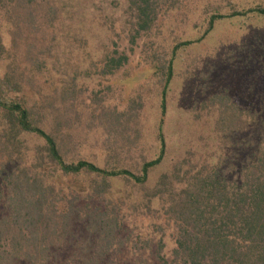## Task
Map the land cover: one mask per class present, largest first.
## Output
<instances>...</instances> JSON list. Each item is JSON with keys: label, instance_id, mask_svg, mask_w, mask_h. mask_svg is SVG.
Masks as SVG:
<instances>
[{"label": "trees", "instance_id": "16d2710c", "mask_svg": "<svg viewBox=\"0 0 264 264\" xmlns=\"http://www.w3.org/2000/svg\"><path fill=\"white\" fill-rule=\"evenodd\" d=\"M58 1L67 2L62 14L72 17L75 0ZM189 2L201 12L194 36L173 38L172 30L168 38L160 36L165 18L183 16ZM57 7L51 0H0V264H264L263 44L246 50L252 64L241 69L234 60L237 46L217 43L226 75L254 77L255 91L207 93L202 84L201 103L214 114L208 145L170 160L148 186L168 156L163 126L180 51L204 43L221 23L263 20L264 0L127 1L128 43L143 35L155 41L146 52L158 104L155 150L138 167L124 166L120 156L145 140L138 98L121 111L102 106L89 112L111 153L104 166L69 156L76 79L46 93L30 71L44 65L33 62L48 48L44 41L59 18ZM127 64L125 53L113 51L100 74L112 77ZM204 73L197 74L200 83L210 78ZM60 178L78 181L82 189L64 188ZM110 181L130 189L111 191Z\"/></svg>", "mask_w": 264, "mask_h": 264}, {"label": "rangeland", "instance_id": "374dc122", "mask_svg": "<svg viewBox=\"0 0 264 264\" xmlns=\"http://www.w3.org/2000/svg\"><path fill=\"white\" fill-rule=\"evenodd\" d=\"M51 1L56 7L58 5L59 18L53 23L50 33L45 38L44 42L48 44V48L45 47L44 55L42 57L39 55V62H33L36 64L43 62L44 65L40 69L31 66L30 71L39 79L38 82L35 80V86L46 90V93H50L55 87H59V90L62 87L67 88L71 84V79L73 77L76 79L74 105L77 113L75 112L72 118L71 128L74 137L69 139V156L104 166L107 153H111L108 152L103 139L105 135L94 129L97 123L89 112L102 106L121 111L125 109L130 99L138 98L136 101L142 105L140 118L143 121L142 135L145 136V140L127 155H120L125 160L124 166L138 167V162L150 156L155 150L152 137L158 104L155 89L151 86V71L146 63L149 44L155 41H150L143 35L134 45L128 43L127 30L130 27L128 20L130 12L126 7L128 0H75L77 10L71 14L72 17L62 14L63 4L67 2ZM245 1L247 0H242ZM187 6L188 8L180 13L183 16L165 18L163 22L165 27L160 36L168 38L170 30L174 32L173 38L181 39L185 33L189 37L194 36V32L191 31L192 24L199 19L201 12L197 4L189 2ZM1 33L3 41L7 43L5 29ZM220 42L237 46L236 49L239 50L236 51L234 60L238 68L250 66L252 60H246V50L252 46L261 48V44L264 45V19L221 23L204 43L180 51L181 61L179 60L180 63L178 62L175 67L177 78L168 97L163 126L168 156L160 167L151 172L148 186H152L157 177L169 167L170 160H179L188 150L208 145L214 114L205 112L206 106L201 103L204 101L205 94L201 93L204 85L208 87L207 93L220 89L228 91L237 89L239 95H244L250 92V87L255 91L254 77L251 76L253 78L251 79L248 76L240 78L236 77L237 75H226L225 61L215 49ZM20 51L22 54L25 53L22 47L18 48L16 53L21 55ZM39 51V47L37 51L33 50L35 54ZM113 51L125 53L128 56V64L114 76L105 79L100 74L103 60ZM200 71L206 72L203 74L204 77L211 73L208 81L200 83L201 77L199 79L197 76ZM181 78L189 80L183 81ZM254 96L255 94L252 95V99ZM27 140L29 144L36 143L31 138ZM111 149H114L113 145ZM84 180L85 178L80 181ZM59 184L64 188L82 189L80 182L73 179L60 178ZM110 187L111 191L117 190L119 194L124 191L121 183L110 181Z\"/></svg>", "mask_w": 264, "mask_h": 264}]
</instances>
